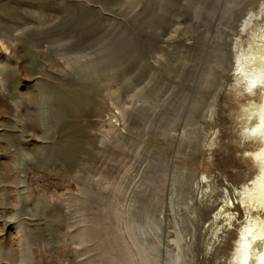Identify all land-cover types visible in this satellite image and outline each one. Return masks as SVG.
I'll list each match as a JSON object with an SVG mask.
<instances>
[{"label": "rangeland", "instance_id": "rangeland-1", "mask_svg": "<svg viewBox=\"0 0 264 264\" xmlns=\"http://www.w3.org/2000/svg\"><path fill=\"white\" fill-rule=\"evenodd\" d=\"M262 34L264 0H0V264H237Z\"/></svg>", "mask_w": 264, "mask_h": 264}, {"label": "bare ground", "instance_id": "bare-ground-1", "mask_svg": "<svg viewBox=\"0 0 264 264\" xmlns=\"http://www.w3.org/2000/svg\"><path fill=\"white\" fill-rule=\"evenodd\" d=\"M262 35L264 38V34ZM240 65L239 75L241 76V80L245 79V90L249 91L250 94H255V89L260 86L258 92L264 95V85L262 86L264 84V44H261L255 50L250 48L249 56H246ZM245 112H248V120H257L259 116L258 125L251 128L247 126L246 128L250 134L258 136L261 140V149L253 154V159L260 166H264V107L260 108L258 105L248 106ZM261 169L262 177H264V169ZM254 182L256 185L253 187H245L241 190L239 193L240 201L241 203L247 202L253 206L258 205L264 209L263 182L259 180V177ZM217 215H220V213ZM247 223L248 225L244 226L240 232V253L237 258V264H247L250 260L252 261L250 264H258L261 256L264 254V221L259 218H249Z\"/></svg>", "mask_w": 264, "mask_h": 264}, {"label": "snow or ice", "instance_id": "snow-or-ice-1", "mask_svg": "<svg viewBox=\"0 0 264 264\" xmlns=\"http://www.w3.org/2000/svg\"><path fill=\"white\" fill-rule=\"evenodd\" d=\"M255 134V133H254Z\"/></svg>", "mask_w": 264, "mask_h": 264}]
</instances>
